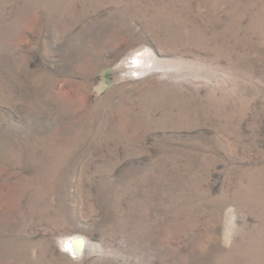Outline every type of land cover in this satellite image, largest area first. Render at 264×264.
I'll list each match as a JSON object with an SVG mask.
<instances>
[{
	"label": "rangeland",
	"instance_id": "374dc122",
	"mask_svg": "<svg viewBox=\"0 0 264 264\" xmlns=\"http://www.w3.org/2000/svg\"><path fill=\"white\" fill-rule=\"evenodd\" d=\"M0 264H264V0H0Z\"/></svg>",
	"mask_w": 264,
	"mask_h": 264
},
{
	"label": "bare ground",
	"instance_id": "6f19581e",
	"mask_svg": "<svg viewBox=\"0 0 264 264\" xmlns=\"http://www.w3.org/2000/svg\"><path fill=\"white\" fill-rule=\"evenodd\" d=\"M71 245H72L75 249L77 248V249H79V250H80V249L82 250L83 247H84V244H83V243H80V241L78 242V244L75 243V242H72Z\"/></svg>",
	"mask_w": 264,
	"mask_h": 264
},
{
	"label": "water",
	"instance_id": "95a60500",
	"mask_svg": "<svg viewBox=\"0 0 264 264\" xmlns=\"http://www.w3.org/2000/svg\"><path fill=\"white\" fill-rule=\"evenodd\" d=\"M80 243H83V241H81ZM78 244V243H77ZM80 251H82L81 249H80Z\"/></svg>",
	"mask_w": 264,
	"mask_h": 264
}]
</instances>
